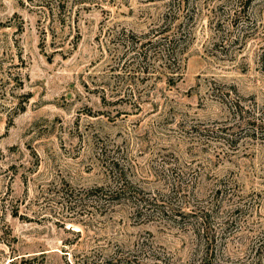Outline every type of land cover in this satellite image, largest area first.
Returning <instances> with one entry per match:
<instances>
[{
    "label": "rangeland",
    "instance_id": "1",
    "mask_svg": "<svg viewBox=\"0 0 264 264\" xmlns=\"http://www.w3.org/2000/svg\"><path fill=\"white\" fill-rule=\"evenodd\" d=\"M239 5L0 0V264H264V0Z\"/></svg>",
    "mask_w": 264,
    "mask_h": 264
},
{
    "label": "trees",
    "instance_id": "2",
    "mask_svg": "<svg viewBox=\"0 0 264 264\" xmlns=\"http://www.w3.org/2000/svg\"><path fill=\"white\" fill-rule=\"evenodd\" d=\"M253 0H238L239 2V6H238V9H240L243 5H247V4H250ZM48 15V14H47ZM165 39L164 40V45L166 47V50L168 51L169 53V50L172 49L174 43H176V40H177V35H175L174 37H164ZM167 53V54H168ZM122 193V190H116L114 191V195L116 197H118L120 194Z\"/></svg>",
    "mask_w": 264,
    "mask_h": 264
}]
</instances>
